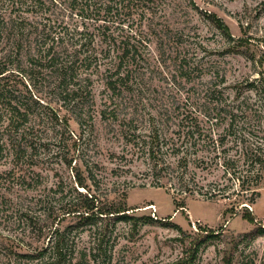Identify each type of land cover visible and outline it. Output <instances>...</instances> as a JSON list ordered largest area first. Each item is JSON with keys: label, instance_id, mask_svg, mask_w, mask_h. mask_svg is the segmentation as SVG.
I'll use <instances>...</instances> for the list:
<instances>
[{"label": "trees", "instance_id": "trees-1", "mask_svg": "<svg viewBox=\"0 0 264 264\" xmlns=\"http://www.w3.org/2000/svg\"><path fill=\"white\" fill-rule=\"evenodd\" d=\"M137 2L0 0V264H122L121 243L133 241L153 221L130 213L126 190L98 192L104 177L97 124L120 121L137 67L146 60L141 48L147 37L133 23ZM214 20L240 51L245 38H234L223 21ZM175 35L160 39H182ZM199 68L194 58L183 57L173 79L191 83L200 77ZM96 75L108 92L103 107L95 98ZM245 91L259 95L264 109L262 75L234 98L221 89L202 97L198 90L188 91L185 103L167 97L161 106L167 108L168 124L155 115L143 133L123 128L125 142L147 164L145 181L131 187L166 188L177 208L195 197L229 199L231 211L255 206L264 185V151L244 130ZM54 159L68 166L72 179L41 189L38 168ZM241 160L245 166L238 165ZM219 166L238 183L232 187L235 200L227 194L231 186H207L198 178L197 169L211 173ZM251 215L245 220L254 223Z\"/></svg>", "mask_w": 264, "mask_h": 264}, {"label": "rangeland", "instance_id": "rangeland-1", "mask_svg": "<svg viewBox=\"0 0 264 264\" xmlns=\"http://www.w3.org/2000/svg\"><path fill=\"white\" fill-rule=\"evenodd\" d=\"M134 6V26H139L137 30L148 41L141 48L146 60L137 67L135 85L125 97L127 104L120 121L97 124L101 148L98 160L104 177L98 192L126 190L130 213L150 216L153 221L143 226L133 241L121 243L117 259H122V264H177L183 260L187 264H227L228 261L264 264L261 231L264 229V185L255 206L242 204L248 207L246 211L242 206L231 211L229 199L203 197L189 198L181 204L183 208H177L175 197L166 188L131 187L133 182L137 185L145 181L147 164L137 148L123 138V128L130 126L132 132L143 133L155 115L168 124L167 108L161 106L167 97L182 101L188 91L198 90L202 97L207 91L221 89L234 98L239 89L246 88L247 82L261 78L264 75V0H140ZM215 17L229 27L234 38H245L240 51L232 47L230 38L214 23ZM163 34L168 38L177 34L182 39L165 43L160 39ZM183 57L194 58L202 67L200 77L191 83L173 79ZM222 76L226 80L224 85H220ZM93 79L97 105L103 107L108 92L101 75ZM242 97L248 104L245 133L257 138L264 151V109L260 96L245 91ZM73 129H77L75 125ZM237 150L231 153L236 154ZM243 163L241 160L238 165ZM38 170L44 176L41 189L54 186L60 179H72L71 170L58 159L45 161ZM196 173L201 184L209 186L217 182L231 186L228 197L236 199L232 187L236 188L238 183L222 166L211 173L199 169ZM246 213L252 214L254 223L245 220ZM122 227L127 230L126 225Z\"/></svg>", "mask_w": 264, "mask_h": 264}]
</instances>
